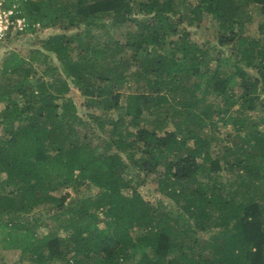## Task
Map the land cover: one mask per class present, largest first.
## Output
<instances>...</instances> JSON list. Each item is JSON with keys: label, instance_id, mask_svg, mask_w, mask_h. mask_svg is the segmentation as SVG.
<instances>
[{"label": "trees", "instance_id": "obj_1", "mask_svg": "<svg viewBox=\"0 0 264 264\" xmlns=\"http://www.w3.org/2000/svg\"><path fill=\"white\" fill-rule=\"evenodd\" d=\"M250 3L264 15V0L25 1L30 23L43 27H70L77 18L88 21L108 11L115 13V25L132 26L125 39L95 44L82 33L60 32L43 38L29 57L15 49L3 56L0 246L20 249L16 264H264V129L250 121L252 111L264 107V41L243 33L251 18L244 5ZM204 13L226 29L220 45L236 43L238 49L231 55L219 49L211 70L204 67L207 48L179 24ZM46 51L58 56L63 75L32 79L34 61L45 63ZM130 80H143L146 88L124 92ZM71 84L104 109L121 107L125 96L108 143L89 135L90 122L67 95ZM208 92L224 98L225 109H216L232 113L237 127L221 153L212 152L211 134L202 128L215 110L205 102ZM168 118L172 129L163 127ZM192 120L200 126L190 127ZM131 163L155 174L174 206L146 199L126 177ZM90 184L98 187L94 194L82 188ZM62 187H72L78 197L57 194ZM38 205H50L44 238L36 232L43 222L41 213H33ZM214 223L221 231L202 237L200 231H211Z\"/></svg>", "mask_w": 264, "mask_h": 264}, {"label": "rangeland", "instance_id": "obj_2", "mask_svg": "<svg viewBox=\"0 0 264 264\" xmlns=\"http://www.w3.org/2000/svg\"><path fill=\"white\" fill-rule=\"evenodd\" d=\"M55 3V1H54ZM246 6L248 10L249 18L243 29V33L245 35H254L255 37L262 38L264 41V15L260 13V7L258 4L250 3ZM179 9L183 7L177 5ZM73 11L72 13H74ZM138 16H143V14L138 13ZM89 20H82L77 18L74 22L73 26L64 27L63 25H49L47 27L39 26L34 30H27L23 34L14 37L8 47H4L0 51V66L2 63L3 56L11 49H15L27 57L30 56L31 51L35 48L41 47V40L51 34L65 32L69 34L82 33L84 35V41H90L95 44H101L107 39H112L114 37H118L120 39H125V32L127 29L131 28L128 24L115 25V13L111 12H99L96 16L88 18ZM180 27L187 28L190 31L191 38L198 41L203 47L207 48L206 60L204 63V67L208 69H213L216 61L215 56L219 52V49H224L225 54H237V44L231 43L226 45H220L218 37L222 31H226L225 28H222L219 20L215 18L210 13H204L202 18L197 20L196 22L190 23L189 18L186 16L184 20L179 23ZM3 41H0V43ZM80 47L77 42L75 47L72 49V54L76 57ZM48 57L45 63H41L42 61L36 60L34 61V65L36 67V72L33 73L32 79L39 77L40 75L44 76V78L49 80H55L58 74H62V64L59 60L58 56L54 52H48ZM47 65H52L55 67L54 69H49L48 72L45 71ZM136 68V67H134ZM247 70L250 73H256V69L253 67H248ZM206 78H203L202 81H205ZM196 79L192 78L189 83H194ZM194 87V85H193ZM146 87L144 86L143 80H130L128 82V86L124 88V92L129 90H143ZM198 95H203L204 90L199 88ZM262 96L264 98V83L262 84ZM16 94V93H15ZM68 96H71L74 101L78 105L79 113L82 117L90 122L88 126H86V130L89 135L93 137L94 140L100 141L102 143H108L110 141V137L108 133L112 131L114 128V123H111L113 119H118L119 116L124 112L125 105V96H122L121 102L122 106L114 109H104L102 106L96 105L93 101L90 100L89 97L85 96L79 89H77L73 84L70 85V89L67 92ZM206 104L213 103L215 106L213 121L205 120L202 122V128L208 131L211 134V148L213 153H217L218 151L221 153L226 149V146L231 145L234 140V135L237 132V127L233 122V114L224 112L218 113L219 109L216 107H222L225 109L224 98L216 97L212 93H206ZM4 106V103L0 102V110ZM98 114L101 116L100 121L97 122L93 120L91 114ZM162 117L166 114L165 112L161 113ZM154 116H156L154 114ZM192 120L190 122V127L200 126L197 122ZM252 122H257L259 124L260 129H264V107L259 105L258 108L252 111ZM100 122H104V127L100 125ZM214 123V124H213ZM123 127V126H122ZM164 128L172 129L174 128L173 121L171 118H168L164 124ZM253 132L254 130L251 129ZM250 130V131H251ZM3 132V126L0 123V134ZM245 134V131H242ZM251 137V134H250ZM193 139L191 142L193 143ZM110 149L112 151L116 150L115 146H111ZM132 151L135 152L136 156H139V152L137 148H132ZM122 155L126 156L124 152ZM131 167L128 168L126 177L130 179V181L138 187V189L142 192L146 199L151 200L152 202H156L158 199H163L168 207L174 206V202L171 198L165 196L160 190L157 182V176L155 174H147L143 170L139 169L135 164L131 163ZM225 178L227 179V173L223 171ZM82 188H86L88 193H95L98 190V187L95 185H83ZM66 191H69L70 196L69 199L74 200L78 197V194L72 187H62L56 193L64 194ZM68 201L70 202L71 200ZM50 207V205H48ZM45 206L38 205L34 208L33 213H41L42 221L36 227V232L38 237L44 238L46 234H48L51 228V221L48 214L49 211ZM44 213V214H43ZM32 215V214H31ZM101 216H104V213L101 212ZM41 221V220H40ZM222 229V225L219 223H214L211 226V231H200V234L204 238H208L211 234L218 233ZM62 234H67V231L61 229ZM48 256L47 246L42 247V257L45 259ZM20 259V249L17 248H2L0 246V264H16ZM30 264H35L34 260H28ZM130 263H133L134 260H130ZM45 264H61L57 263L55 260H48Z\"/></svg>", "mask_w": 264, "mask_h": 264}, {"label": "built area", "instance_id": "obj_3", "mask_svg": "<svg viewBox=\"0 0 264 264\" xmlns=\"http://www.w3.org/2000/svg\"><path fill=\"white\" fill-rule=\"evenodd\" d=\"M26 0H0V51L8 47L12 39L23 34L30 26L39 27L40 23H30L24 8ZM12 38V39H10Z\"/></svg>", "mask_w": 264, "mask_h": 264}]
</instances>
